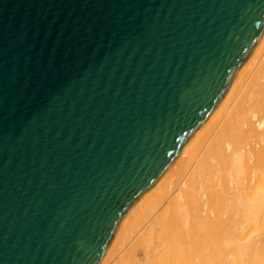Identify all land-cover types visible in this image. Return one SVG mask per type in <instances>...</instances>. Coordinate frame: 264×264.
I'll return each mask as SVG.
<instances>
[{
	"label": "water",
	"instance_id": "water-1",
	"mask_svg": "<svg viewBox=\"0 0 264 264\" xmlns=\"http://www.w3.org/2000/svg\"><path fill=\"white\" fill-rule=\"evenodd\" d=\"M264 35V0H0V264H99Z\"/></svg>",
	"mask_w": 264,
	"mask_h": 264
},
{
	"label": "bare ground",
	"instance_id": "bare-ground-1",
	"mask_svg": "<svg viewBox=\"0 0 264 264\" xmlns=\"http://www.w3.org/2000/svg\"><path fill=\"white\" fill-rule=\"evenodd\" d=\"M99 264H264V35Z\"/></svg>",
	"mask_w": 264,
	"mask_h": 264
}]
</instances>
